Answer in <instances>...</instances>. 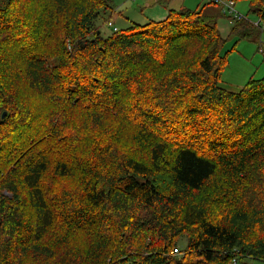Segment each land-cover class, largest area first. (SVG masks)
<instances>
[{"label":"trees","instance_id":"16d2710c","mask_svg":"<svg viewBox=\"0 0 264 264\" xmlns=\"http://www.w3.org/2000/svg\"><path fill=\"white\" fill-rule=\"evenodd\" d=\"M70 5L0 0V264H264V78L221 84L225 15L182 8L104 37L103 5ZM17 84L116 128L54 142ZM48 174L64 184L46 190Z\"/></svg>","mask_w":264,"mask_h":264},{"label":"rangeland","instance_id":"374dc122","mask_svg":"<svg viewBox=\"0 0 264 264\" xmlns=\"http://www.w3.org/2000/svg\"><path fill=\"white\" fill-rule=\"evenodd\" d=\"M69 1L71 3L70 6L73 7L75 5L77 6L83 0ZM89 1L91 2L92 0ZM95 1L99 2L100 5H103L101 8L107 9L106 13H103L102 17L98 21L99 28L104 34V37L113 34L112 32L114 31V27H117L119 30H126L132 25L144 26L150 22L151 19L155 22H161L168 17L169 11L172 9L177 10V8H170V6L169 8L167 6V9L163 10H160L158 7L146 8V10H144L142 6L144 2L148 0ZM200 1L201 0H175L174 4H178L180 9L186 8L190 10H196ZM241 3L247 4V7L242 6ZM248 8H250V5L246 1L240 2L238 5L236 4V9L239 13L247 17L250 21H256L258 18L248 15ZM109 22L112 24L113 28L109 27ZM236 23L238 22H230L226 16L219 22L222 35L227 39V43L222 50V55H227V66L222 73L221 84L226 89L233 92H239L250 79L259 80L264 78V61L263 55L259 50V39L256 40L257 37L255 34H253L250 39H240L235 36L229 37L231 28L236 27ZM262 38V42L264 44V35ZM261 50L263 52L264 48H261ZM198 51V45L192 47L188 54L189 58L185 60H193L194 56L198 54ZM50 64L56 66V63L53 61V59L50 60ZM16 86L18 87L17 91L16 89H11V92L15 94L17 99L22 100V102L30 100L33 105L36 104V106L42 110L43 117H45V122L48 125V130L50 131L48 132V136H50V139L54 142L64 144V141L69 137H75V134L79 129L80 134L89 144H91L94 142L93 140L108 136L116 128L115 124H112L110 121H108V118L104 120L101 126L94 127L88 115L87 109L81 107V109L77 111H63L61 113L57 110V108H59L58 104L54 103V101L48 96L41 95L40 92L37 93L33 89L29 88L26 84H17ZM5 105L6 101H0L1 119L4 114H6V117L11 115V112L7 110ZM131 132V130H125L124 137L126 141H130ZM59 182L64 184V182L54 179L51 174H48L43 179V186L46 190H48L49 188L59 184ZM156 184H158L161 189L167 187L164 179L156 181ZM175 252L174 254H177Z\"/></svg>","mask_w":264,"mask_h":264},{"label":"built area","instance_id":"2783aa9c","mask_svg":"<svg viewBox=\"0 0 264 264\" xmlns=\"http://www.w3.org/2000/svg\"><path fill=\"white\" fill-rule=\"evenodd\" d=\"M211 2L221 8L222 13L228 18V20H230V22L249 21L256 27V29L260 31L261 34L264 33V21H262L260 18H258L256 21H250L247 17L243 16L237 11L235 0H211ZM109 27L113 28L111 23H109ZM113 30L114 32H116L118 29L114 27ZM261 48H263L262 43L260 44V50ZM260 52H262V50ZM175 253L178 254V251H176Z\"/></svg>","mask_w":264,"mask_h":264},{"label":"crops","instance_id":"0c3cea01","mask_svg":"<svg viewBox=\"0 0 264 264\" xmlns=\"http://www.w3.org/2000/svg\"><path fill=\"white\" fill-rule=\"evenodd\" d=\"M173 0H148V1H145L144 2V4H143V6H142V8L144 9V10H146V8H153V7H158L160 10H163V9H167V6H168V8H169V6H170V8H177V10L178 9H180L179 7H178V4H174L175 3V0L172 2ZM244 1H246V0H238V2L236 1V4L238 5L240 2H244ZM246 2H248V1H246ZM208 4H213V2H211V0H201L200 2H199V5H198V7H197V9H200V8H202V7H206ZM242 4V6H246L247 7V4H245V3H241ZM211 5H209L205 10H208L210 7H213V6H211ZM214 5V4H213ZM174 6V7H173ZM185 6V5H184ZM218 8H219V10L218 11H220L221 10V8L219 7V6H217ZM250 8H248V10H249ZM172 10H174V9H172ZM221 13H222V10H221ZM154 17V16H153ZM221 19H224V17H222ZM150 21H152V19L150 20ZM164 21V20H163ZM155 22V21H154ZM113 25H114V23H113ZM117 28V27H116ZM263 35H264V33L263 34H260V38H262L263 37ZM238 38V37H237ZM263 38H262V40H260V44L262 43L263 44ZM263 48H264V44H263ZM260 50V49H259ZM261 51V50H260ZM262 54V53H261ZM263 55V54H262ZM263 61H264V57H263Z\"/></svg>","mask_w":264,"mask_h":264},{"label":"water","instance_id":"95a60500","mask_svg":"<svg viewBox=\"0 0 264 264\" xmlns=\"http://www.w3.org/2000/svg\"><path fill=\"white\" fill-rule=\"evenodd\" d=\"M5 117H6V114H4L2 118H5Z\"/></svg>","mask_w":264,"mask_h":264}]
</instances>
